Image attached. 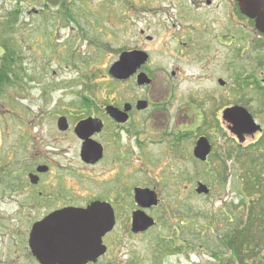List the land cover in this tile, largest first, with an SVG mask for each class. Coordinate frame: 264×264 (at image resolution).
<instances>
[{
	"label": "rangeland",
	"instance_id": "1",
	"mask_svg": "<svg viewBox=\"0 0 264 264\" xmlns=\"http://www.w3.org/2000/svg\"><path fill=\"white\" fill-rule=\"evenodd\" d=\"M128 1L53 0L49 1V11L36 17L27 13L33 5L41 6L40 0H0V65L2 44L12 52L8 60L11 83L0 86V264H39L27 241L30 220L44 212L31 211L24 191L15 193V172L27 169L32 161L48 158L57 161V172L81 171L78 143L72 131L59 133L57 117L65 116L68 124H73L89 113L98 114L102 105L121 106L147 92L164 94L169 88L174 98L163 101L174 118L167 123L168 128L179 125L182 129L193 122L196 137L204 135L211 143V155L201 164L187 157L197 139L190 137L193 132L189 127L182 129L188 137L177 145L183 151L181 158L162 153L166 137L160 148L149 146L152 160L142 164L134 160V167L141 170L134 171L133 186L159 180L164 207L170 210L168 214L176 215L169 222L162 221L161 209L156 214L158 228L134 235L123 217L125 212H119L108 239L111 254L101 264H264L263 217L259 222L254 218L248 221L247 233L254 236V242L236 243L240 250L234 261L228 259L231 246L223 245L226 234L237 235L238 227L242 229L238 215L245 214L247 220L251 210L242 205L241 197L256 203L257 211H264V139L259 140L256 133L239 144L221 118L226 106L239 105L252 114L264 132V104L255 95L259 92L257 82L264 85V37L238 31V27L248 26L231 17L228 32L236 38L228 50L218 47L217 33L212 32L210 48L199 46L204 38L198 35L197 47L179 51L176 45L190 22L179 17L176 4L156 3L167 12L161 24L155 18L148 20L147 32L153 41L144 42L150 58L141 68L152 78V86L138 87L134 79L117 81L108 73L120 53L136 43L134 35L145 24L138 19L144 16L141 13H137L140 17L131 15ZM257 41L261 54L252 50ZM218 78L225 81L223 87L216 83ZM91 106V111L85 110ZM52 148L55 153L65 151L66 156H46L45 151ZM189 174L209 192L193 195L186 190L185 186L190 189L195 185ZM126 179L130 182V177ZM82 193L88 195L85 190ZM228 214L230 222L224 220ZM174 228H178L176 239ZM236 239L239 242V237Z\"/></svg>",
	"mask_w": 264,
	"mask_h": 264
},
{
	"label": "flooded vegetation",
	"instance_id": "2",
	"mask_svg": "<svg viewBox=\"0 0 264 264\" xmlns=\"http://www.w3.org/2000/svg\"><path fill=\"white\" fill-rule=\"evenodd\" d=\"M40 1L42 5H33V10L28 12V15L41 17L49 11V8L51 7L49 1L53 0ZM164 1L176 4L175 10L178 12L179 17L185 18L190 22L189 28L182 34V36H180L182 40L179 41V43L176 45V48L179 51L197 47L194 44H197L198 35H201L204 38L203 44H199V46L210 48L214 41L212 32L217 33L215 42L218 47L228 50L230 43L236 38L235 35H232L228 32V20L231 17L233 19L238 18L241 22V26H248L247 28L243 29L238 27V31L248 30L247 32H249L250 34L255 33L257 36H259V39L261 37H264V33H261L255 27L254 20L248 18L241 12L239 4L236 0H130L127 2V9L132 16L135 14L137 17H140L137 13H141V16L144 15L143 17L138 19L143 20L145 24H141L138 31L134 35L136 43L130 49L124 50L121 53L132 51L146 52L149 60V49H147V47L145 48L144 46V42L149 44L153 41V35H149L147 32V30H149L150 28V23L148 22V20L155 18L157 24H161L160 20L167 11L162 10L160 6H157L155 4L163 3ZM14 15L15 17H18L17 13H14ZM214 24L219 25V27L217 29H213L212 26ZM207 34H209V37L206 36ZM252 50H257L260 54L263 51V49L260 48V44L258 41L254 45V47H252ZM258 60L259 62H262V56H258ZM117 61L118 60H116L115 62ZM145 64L141 65L136 73L131 75L126 80H115L131 81L134 79L135 83L137 84V74L144 73L151 80L150 84L141 86L137 84V86L144 88L148 87V89H150V87L152 86V78L147 74V70H141V68H144L146 66ZM174 74L175 72L171 73V75ZM251 77L254 76L252 75ZM257 84L259 85L261 90H259V92H256L255 95L260 100L261 104H264V102L261 101V98L264 97V91H262V89H264V85H260L258 82ZM224 85L225 82L222 86H220L223 87ZM170 89L171 88H169L168 92H165L164 94H162V92L161 94H153L152 91L147 92L143 97H136L129 102H124L121 106H118L119 104L116 106L114 103L102 105V109H100V112L98 114L89 113V115L79 118L78 120H76V123L73 124H68L69 120L65 116H59L65 117L67 120L68 127L65 130L58 129L57 120L59 117H57L56 129L59 131V133L66 134L67 132L72 131V134L76 139V142L78 143L76 154L81 171L78 172V174H72V172L68 170H65V172H57L55 171L57 170V168L54 166V163L57 161H53L52 159L50 160L48 158V160L40 162L32 161L31 166L27 169L15 172V179L13 182V190L15 191V193L24 191L25 201L27 202V204L28 200L31 201V203L28 204V206L31 208V211L44 212L38 215L39 217L37 216L34 219L30 220V222H32V225L38 221H41L45 216L52 212L67 208L85 209L93 202H98L100 204L103 203L111 208L115 216V225L119 220V212H125L123 217L127 218L126 222L129 224V231L134 235L145 234L152 228H158L156 219L158 217L156 216V214L161 209V220L164 221L165 219L169 222L171 217H174L176 214H168L167 212H169L170 210L168 209V207H164L165 203L164 199L162 198V185H160V182L158 180V182L149 181L145 182L143 185L133 186V173L135 170H141L140 166L134 167L133 161H140V163L142 164L145 161L147 163L148 161L152 160L153 157L151 158L149 146L152 145V147L154 148H160L162 140H165L166 137H168L166 139L167 147L162 153L167 151L169 157H175L177 159L181 158L183 151L179 146L177 147V145L179 142L185 140V138L188 137V134L182 129H189V127L193 132L190 137L195 139L197 138L194 142L193 149L191 148V150L189 151L190 153L186 151L187 157L189 159L193 157V159H195V161L200 164L207 163L212 149V145L206 136L201 135L199 137H196V128L193 127V122H189L190 124L187 125V127H183L182 129L179 128V125H177V127L172 126L171 130L168 128L169 124L167 123H171L174 115L168 114V111L164 107L166 103L163 100L174 98ZM139 102H145V107L138 109L137 104ZM90 104L92 105L91 102ZM125 104L130 105V110L127 112L126 120L123 122H119L113 119L105 111V107L107 105L114 106L115 108L123 111ZM226 108H228V106H226L224 109ZM91 109L92 106L91 108H85L86 111H91ZM187 109L188 108H185L186 111ZM223 110L221 111V114ZM186 111L185 114L186 116H188ZM89 117L97 119L102 123L100 130L90 136V138L98 144L96 159L92 163H87L82 160L80 153L83 140L77 137L74 133L75 125L80 120ZM194 122H196V120ZM140 123L142 124L140 125ZM165 126L166 129L164 128ZM226 127L229 130L227 124ZM256 133L260 134L259 140H261L262 138L264 139L263 127H261V130H259L258 132H255L251 135H244L243 142L239 144L244 143L247 138L253 137ZM200 137H205L210 145V151L205 161L198 160L193 153L196 142ZM53 149L54 148H52L51 152L46 150V156H48V154H56L63 158L66 156L65 151H59L58 153H55V150ZM134 154L136 155V158H133ZM97 155L99 156L97 157ZM128 168L130 170L129 172ZM190 176L191 175L189 174L188 177ZM128 177H130V182L126 179ZM189 180L195 181V185H192L190 189L186 188L185 186V189L193 195L199 194L196 191L198 185L197 180L193 179L192 177H190ZM136 189L148 190L150 192H153L157 201L156 205L143 207L141 206L142 202L140 204L137 203L135 198ZM83 190H85L88 195L82 193ZM245 191L247 192V194L250 193L247 190ZM255 193L257 195L259 194V192ZM257 199H255V201ZM240 202L242 203V205L246 206V209L251 210H249V212L247 213V220H245V214L238 215V219L240 220V222L242 221L243 227L242 229L238 227L239 233L237 232V235H231L229 236V238L238 241L236 238L239 237V242L237 243L243 244V240L245 243H251L254 242V236L251 234L249 236L252 237L248 236L247 223L248 221H252L253 218L255 222H259L261 220L260 217H263L264 220V211H260V209L257 211V204H251V200L246 201V198L244 197H241ZM136 211H143L147 216L151 217L154 220V225L141 232H132V214ZM254 213H256V215H254ZM230 218L231 216L230 214H228L225 216L224 220L226 222H230ZM173 220L175 222L176 218H173ZM244 221H247L246 224L244 223ZM115 225L110 232L106 233L102 237V243L106 246L105 254L97 258L95 262H89L87 264H101L104 257L111 254L110 252L112 250H110L111 246L108 239L113 233ZM261 225H263L262 222ZM174 229L175 230L173 236L176 239L178 228ZM235 232L236 230L234 231V233ZM247 236L250 241H247ZM225 238H228L227 234L225 235ZM228 244L229 243H227V245ZM234 260L235 259L232 258L231 262Z\"/></svg>",
	"mask_w": 264,
	"mask_h": 264
},
{
	"label": "water",
	"instance_id": "3",
	"mask_svg": "<svg viewBox=\"0 0 264 264\" xmlns=\"http://www.w3.org/2000/svg\"><path fill=\"white\" fill-rule=\"evenodd\" d=\"M241 12L253 19L255 27L264 33V0H236ZM148 59L146 52L132 51L120 54L118 61L113 63L108 73L117 80H126L145 64ZM138 85L150 84L151 80L144 73L137 74ZM220 85L224 82L218 80ZM145 107V102H139L137 108ZM130 105L125 104L123 111L107 105L106 113L113 119L123 122L126 120ZM222 120L227 123L229 131L243 142L244 135H251L260 126L255 123L251 114L241 106H232L223 110ZM59 130L68 127L65 117L57 120ZM102 123L94 118L80 120L74 127V133L83 140L81 158L84 162H94L96 159L97 143L90 136L98 132ZM210 151V145L205 137H200L194 148V156L205 161ZM99 155H97L98 157ZM44 170V169H43ZM197 193L207 194L209 189L198 182ZM135 198L141 206L156 205V197L148 190H135ZM146 201V202H144ZM115 225V216L109 206L93 202L85 209L67 208L55 211L45 216L41 221L32 225L28 236V247L32 256L39 264H87L95 262L105 254L106 246L102 237L110 232ZM154 225V220L143 211L132 214L131 231L141 232Z\"/></svg>",
	"mask_w": 264,
	"mask_h": 264
},
{
	"label": "trees",
	"instance_id": "4",
	"mask_svg": "<svg viewBox=\"0 0 264 264\" xmlns=\"http://www.w3.org/2000/svg\"><path fill=\"white\" fill-rule=\"evenodd\" d=\"M9 25L10 24H8L7 26H9ZM2 46H3L2 50H4V55L1 58L2 63L0 65V86L4 85V84L11 83L10 79H9V76H8V68H9L8 60L11 59L10 57L12 56V52L7 48V44L6 43H3ZM257 89L261 90L260 87H257ZM262 91H264V89H262ZM225 240L226 241H225V243H223V245H227V243H229V245L231 246V247L228 248V250L230 251L229 255H228V259L231 261L232 258L235 259V256H237V254L239 253L240 248L236 247L237 244H238L236 240H234L232 238L230 239L229 237L227 239H225ZM249 244H250V242H249ZM239 245H240V243H239ZM213 255H214L215 259H221V258H219V256H217V254H213Z\"/></svg>",
	"mask_w": 264,
	"mask_h": 264
}]
</instances>
